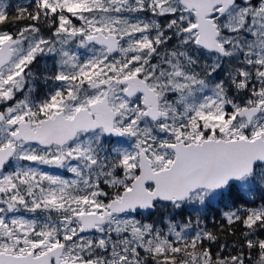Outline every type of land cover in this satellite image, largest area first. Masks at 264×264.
<instances>
[{
	"label": "snow or ice",
	"instance_id": "snow-or-ice-1",
	"mask_svg": "<svg viewBox=\"0 0 264 264\" xmlns=\"http://www.w3.org/2000/svg\"><path fill=\"white\" fill-rule=\"evenodd\" d=\"M0 264H264V0H0Z\"/></svg>",
	"mask_w": 264,
	"mask_h": 264
},
{
	"label": "trees",
	"instance_id": "trees-1",
	"mask_svg": "<svg viewBox=\"0 0 264 264\" xmlns=\"http://www.w3.org/2000/svg\"><path fill=\"white\" fill-rule=\"evenodd\" d=\"M12 2H13V3H15V2H16V0H12Z\"/></svg>",
	"mask_w": 264,
	"mask_h": 264
}]
</instances>
